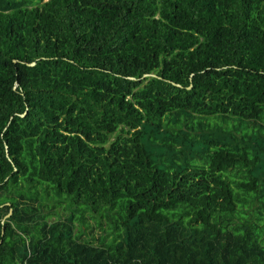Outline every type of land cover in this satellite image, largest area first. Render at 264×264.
<instances>
[{
    "label": "trees",
    "instance_id": "trees-1",
    "mask_svg": "<svg viewBox=\"0 0 264 264\" xmlns=\"http://www.w3.org/2000/svg\"><path fill=\"white\" fill-rule=\"evenodd\" d=\"M0 264H264V0H0Z\"/></svg>",
    "mask_w": 264,
    "mask_h": 264
},
{
    "label": "rangeland",
    "instance_id": "rangeland-1",
    "mask_svg": "<svg viewBox=\"0 0 264 264\" xmlns=\"http://www.w3.org/2000/svg\"><path fill=\"white\" fill-rule=\"evenodd\" d=\"M54 206H51L50 209H52ZM80 207L87 208L86 205H81ZM49 208V207H48ZM57 214L55 216H52L51 218L60 217L63 219L64 217H67L71 213V209L67 208V205L65 203H62L61 205L53 208ZM88 212L85 214L82 213V211L76 212L74 211V215L79 217L80 219L84 217L86 221L84 222L87 227H83L84 232L81 234V240L90 238L91 241L95 244H100L101 241L105 244H108L109 242H112L113 238L115 237V223L112 220H109L107 216V212L105 211V215L101 217V213H92L89 209H87ZM104 211V210H103ZM112 219H115L116 214V208L111 211ZM74 216V222L76 226L80 225V222L77 220V218ZM83 238V239H82Z\"/></svg>",
    "mask_w": 264,
    "mask_h": 264
},
{
    "label": "water",
    "instance_id": "water-1",
    "mask_svg": "<svg viewBox=\"0 0 264 264\" xmlns=\"http://www.w3.org/2000/svg\"><path fill=\"white\" fill-rule=\"evenodd\" d=\"M35 62L33 61V62H31V63H29V65H33ZM147 76H155V74L154 73H148V74H144L143 75V77H147ZM190 87V86H189ZM23 115V114H22ZM9 212H11V210L9 211ZM9 215V213L6 215V216H8Z\"/></svg>",
    "mask_w": 264,
    "mask_h": 264
}]
</instances>
